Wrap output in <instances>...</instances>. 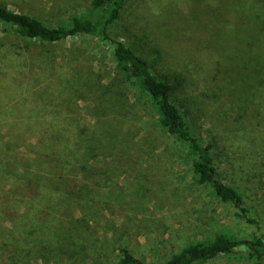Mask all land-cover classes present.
I'll return each instance as SVG.
<instances>
[{
	"label": "trees",
	"instance_id": "1",
	"mask_svg": "<svg viewBox=\"0 0 264 264\" xmlns=\"http://www.w3.org/2000/svg\"><path fill=\"white\" fill-rule=\"evenodd\" d=\"M238 1L224 14L212 12L221 28L200 22L192 23L193 27L189 18H176V23L164 22L168 31L179 25L181 29L184 25L195 30L192 39L188 38L186 30H181L178 42L182 41L180 45L184 49L191 47V40L199 45L200 49L190 48L197 69L207 72L198 88L202 98L218 102L215 114L221 131L210 128L205 137L193 131L194 115L188 105L194 104V100L179 96L186 86L183 74L168 75L158 69L161 49L159 52L156 48L152 55L153 45L141 48L140 44L128 43L112 33L128 0H89L86 11L72 13L56 24L14 10L0 1L2 34L12 31L20 37L45 43L90 35L107 46L113 66L108 83H103L96 73L94 78H86L85 85L102 92L94 110L97 113L105 110L111 115L104 122L106 129L98 127L99 131L95 129L86 135L83 128L77 126L73 127L77 130L74 134L72 126L64 125L55 131L41 127L27 135L28 138L37 136L30 146L8 139L10 128L6 123L17 116L0 114V264H30L34 258L47 261L51 255L66 253L78 245V226H88L96 216L89 207L93 202L90 194L94 191L85 190L90 175L80 179L83 187L74 182L67 171H96L91 162L98 158L95 149L100 142L110 158H115V142L129 146L135 133L126 135L122 128L129 121V103L141 102L153 110L158 126L182 148L199 185L211 190L220 202L235 207L238 218L260 226L241 189L258 174L263 178L264 173V9L242 14L245 23L235 28L232 27L237 15L234 8L237 4L249 3L248 0ZM259 2L263 7L264 0ZM200 28L208 32H201ZM200 34L207 35V39L200 40ZM19 50H14V54L22 55ZM37 58L43 72L54 62L42 50L38 51ZM14 84L20 87V83ZM125 85L133 89V99L128 96ZM49 96L52 95L40 89L34 93L37 101L47 100ZM72 145L74 148L69 147ZM110 169L108 166L99 171ZM85 196L92 198L87 201ZM233 253L246 256L251 264H262L264 236L240 238L227 231L217 232L189 242L160 264H205L219 255ZM113 264L153 263L144 262L126 245H120Z\"/></svg>",
	"mask_w": 264,
	"mask_h": 264
},
{
	"label": "rangeland",
	"instance_id": "2",
	"mask_svg": "<svg viewBox=\"0 0 264 264\" xmlns=\"http://www.w3.org/2000/svg\"><path fill=\"white\" fill-rule=\"evenodd\" d=\"M0 1L50 24L66 20L72 13H82L90 5L89 0ZM248 1L245 6L237 4L234 8L237 15L232 27L240 28L245 23L242 14L264 9L259 0ZM232 3L239 1L128 0L112 27V33L128 43L140 44L141 48L153 45L150 48L152 55H155L153 51L156 48L159 52L161 49L162 56H159L157 67L163 73L183 74L186 86L179 96L188 98V101L194 100V104L188 103L194 115L193 131L202 137L210 128L220 129L215 114L218 102L202 98V91L198 88L199 81L205 78L207 72L197 69L190 48L200 47L191 40V47L184 49L180 45L182 41L178 42L181 30L187 31L189 39L194 37L195 30L184 25L181 29L178 24L179 28L168 31L164 22L189 18L192 26L200 22L203 23L201 25L221 28L212 12L224 14L232 9ZM200 31L208 32L201 28ZM203 36L200 34V40L207 39V35ZM17 49L22 55L14 54ZM40 50L54 59L46 72L38 65ZM111 64L107 46L90 35L45 43L20 37L12 31L0 32V114H11L13 118L17 116L6 123L10 128L8 139L32 146L37 136L28 138L27 135L41 127H50L55 131L64 125L72 126L74 134L77 130L73 127L77 126L83 128L86 135L98 127L106 129L108 126L104 122L111 115L105 110L99 113L94 110L102 92L90 90L85 85L86 78H94L96 73L103 83H108L113 74ZM14 83H20V87ZM26 86L33 87L27 89ZM125 86L128 96L133 99V89ZM39 89L52 96L37 101L34 93ZM129 107V121L122 126L126 135L135 133L129 146L115 142V158H110L100 142L95 149L98 158L91 162L96 171H67L74 182L83 187L80 179L83 175H90L86 179L89 186L85 190L94 191L90 194L93 202L89 207L96 212V216L88 226H78V245L66 253L51 255L47 261L34 258L30 264H113L120 245H126L144 262L160 264L189 242L217 232L227 231L240 238L264 236V173L263 178L258 174L241 189L251 213L260 220L258 226L238 218L235 207L220 202L211 190L194 180L182 148L158 126L151 108L141 102H136V105L129 103ZM69 147L74 148L73 145ZM108 166H111L110 171H99ZM97 180H100L99 183ZM91 196L84 198L88 201ZM79 200L81 202L83 198ZM2 262L5 263L4 260ZM205 264H251V260L233 253L219 255Z\"/></svg>",
	"mask_w": 264,
	"mask_h": 264
}]
</instances>
